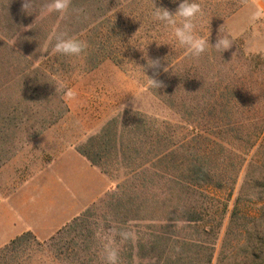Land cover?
I'll return each mask as SVG.
<instances>
[{"label": "rangeland", "instance_id": "obj_1", "mask_svg": "<svg viewBox=\"0 0 264 264\" xmlns=\"http://www.w3.org/2000/svg\"><path fill=\"white\" fill-rule=\"evenodd\" d=\"M34 1L36 8L47 2ZM20 2L0 0V197L10 188L9 179L24 177L50 159V153L70 144L88 147L115 118L122 125L139 111L185 126L180 114L154 95L147 77L137 82L129 75L132 69L142 73L140 66L148 59L159 61V67L147 68L146 74L166 76L160 93L167 85L174 87V78L195 79L197 101L182 111L193 107V123L203 134L225 140L209 157L215 170L236 176L224 189L212 190L224 218L211 264H264V252L247 249L259 243L264 228V16L255 25L246 23L254 8L264 11V0H196L203 10L197 18L198 34L210 44L199 57L152 15L154 5L175 12L181 0H71L64 17L53 13L35 21L34 16L29 28L35 27L36 37L29 41L22 37L28 29L12 33L22 21ZM10 16L18 21L10 25ZM53 29L85 41V52L80 57L41 53ZM229 31L237 35L228 50L211 46ZM250 42H258L261 51L250 53ZM188 92L179 90L180 95ZM120 104L125 105L122 113ZM131 137L128 128L124 138ZM113 151L101 162L113 175L104 173L110 182L106 194L61 236L38 240L48 247L31 242L7 255L0 253V264H104L101 229L113 235L120 250L123 240L118 241L119 224L108 196L125 169L118 166ZM124 229L135 244L136 228Z\"/></svg>", "mask_w": 264, "mask_h": 264}, {"label": "trees", "instance_id": "obj_2", "mask_svg": "<svg viewBox=\"0 0 264 264\" xmlns=\"http://www.w3.org/2000/svg\"><path fill=\"white\" fill-rule=\"evenodd\" d=\"M23 3L24 0L20 2L22 21L12 33H23L28 29L22 37L29 41L36 37L35 27L29 28L36 13L25 12ZM9 20L10 25L14 20L18 21L11 16ZM152 78L160 84L167 79L160 73ZM171 84L174 87L167 85L162 93L159 88H151L160 101L180 114V123L185 126L135 111L122 125L119 118L108 122L100 134L89 140L88 147H78V151L98 167H102L103 158L113 149L114 160L125 169L115 191L108 197L114 207L120 236L125 232V226H133L136 228V242L133 243L130 231L128 238L120 237L118 241L123 242L119 245V264H135V259L139 264H211L214 257L224 213H220V199L212 195V190L224 189L234 182L236 176L215 170L216 165L209 157L225 140L216 137L217 140L213 141L203 134L193 123V107L187 109L190 110L188 113L182 111L186 104L194 105L197 101L195 79L174 78ZM185 88L190 94L180 95L179 90ZM127 127L132 135L129 140L124 138ZM206 138L208 142L202 144ZM255 143L256 140L249 148ZM101 170L113 177L103 167ZM73 221L56 235L61 236ZM246 232L249 233V229ZM260 234L259 243L247 248L251 253L264 252V228ZM31 242L48 245L39 242L31 232H25L0 249V253L7 255Z\"/></svg>", "mask_w": 264, "mask_h": 264}, {"label": "crops", "instance_id": "obj_3", "mask_svg": "<svg viewBox=\"0 0 264 264\" xmlns=\"http://www.w3.org/2000/svg\"><path fill=\"white\" fill-rule=\"evenodd\" d=\"M0 197V247L25 232L48 239L72 222L110 188L106 175L73 144L50 153Z\"/></svg>", "mask_w": 264, "mask_h": 264}, {"label": "clouds", "instance_id": "obj_4", "mask_svg": "<svg viewBox=\"0 0 264 264\" xmlns=\"http://www.w3.org/2000/svg\"><path fill=\"white\" fill-rule=\"evenodd\" d=\"M70 7L71 0H47V2L42 4L38 9L34 4V0H24L23 3V9L25 12L30 15L36 13L35 21L37 19L43 20L53 13L58 14L60 17H64L68 14ZM152 15L154 19L172 29L175 40L181 46L187 48L192 56L199 57L208 50L210 45L209 39H204L198 34L197 18L203 15V10L196 0H181L175 12H170L166 8L154 5ZM261 16H264V11L254 8L253 11L249 13L246 23L249 25H255ZM236 35V33L229 31L227 35L219 37L214 46H211L224 52L234 44ZM16 40L17 37L13 38V46L15 45ZM86 48L87 43L85 41L76 36L69 35L65 31L53 29L46 37L41 53H49L50 50L51 53L57 55L80 57L85 52ZM248 51L250 53H256L261 51V47L258 42H250ZM145 58H147V56ZM159 64V61L148 59L145 66H140V68L143 69L142 73L138 69H132L130 70L129 75L137 82H141V76L143 75L147 77V85L149 87L159 88L161 86L160 82L156 79L150 78L146 74L147 68H158ZM119 106L122 113L125 105L120 104ZM98 235L101 239V254L104 264H119V249L115 244L113 235L105 232L103 229H101V232L98 233ZM129 235L130 234L128 233H121V236L124 238H128Z\"/></svg>", "mask_w": 264, "mask_h": 264}]
</instances>
